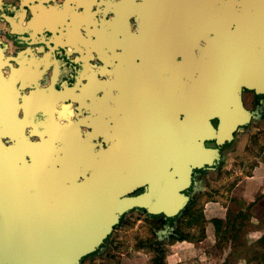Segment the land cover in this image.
Here are the masks:
<instances>
[{"label": "water", "instance_id": "1", "mask_svg": "<svg viewBox=\"0 0 264 264\" xmlns=\"http://www.w3.org/2000/svg\"><path fill=\"white\" fill-rule=\"evenodd\" d=\"M97 1L85 5L88 59L100 47L130 48L129 16L139 21L133 49L148 51L130 73L126 63L108 68L109 57L100 77L92 65L86 97L103 106L88 107L80 121L46 118L45 102L59 115L66 97L54 85L49 99L39 94L38 123L48 125L35 141L0 133V264H82L133 209L173 222L185 192L200 185L194 173L222 166L221 147L247 127L241 88L264 95V39L246 34L255 8L239 0H151L145 37L141 6ZM248 1L263 2L264 18V0ZM60 127L76 130L64 135ZM213 141L216 149L206 146Z\"/></svg>", "mask_w": 264, "mask_h": 264}, {"label": "flooded vegetation", "instance_id": "2", "mask_svg": "<svg viewBox=\"0 0 264 264\" xmlns=\"http://www.w3.org/2000/svg\"><path fill=\"white\" fill-rule=\"evenodd\" d=\"M10 1L0 0V133L2 134L18 135L19 139L23 134H30L35 141L38 131L44 130V125H48V121H45L42 126L38 123L39 94L49 99L54 92V85H57L55 91L65 92L66 97L60 105H56L60 109L59 115H51L52 112L45 102L46 118L52 117L53 124L55 122L63 124L66 119L71 120L73 116L76 118L75 121H80L88 114V107L103 106L102 98L86 97L88 70L91 72L93 64H95L96 76L100 77L99 69L102 71L108 57L113 63L108 65V68L113 69L120 64L122 67L127 65L129 73L130 69L134 70L144 61L148 50L133 49L139 22L135 17L129 16V21L124 23L130 45L126 52H120L119 49L108 52L100 47L97 52L91 54L92 58L88 59L86 0H13L18 4L16 7ZM106 2L116 4L121 0ZM123 2H127V7H133L135 11V7L143 8L141 22L146 37L152 21L149 12L151 0H123ZM239 2L241 6L255 8L251 11L253 17L246 22V34L251 38L264 39L263 2L248 0H239ZM191 30L193 31L191 35H194L196 30L194 22H191ZM211 36H213L211 33L206 32L205 37ZM145 42L148 43L146 39L143 40L144 45ZM137 55H142L143 59L140 60L136 57ZM261 67L262 83H264V55H262ZM94 82L96 83L97 80ZM89 85H92V81ZM118 101L119 98L112 99L109 104L116 107ZM133 101L132 104H134ZM245 102L251 103L256 116H263L264 95H258L243 86L240 91V104L247 115ZM95 113L99 114V111ZM97 126L93 125L95 132H98ZM59 129L62 130L61 127ZM78 130L83 132L87 129L80 127ZM71 131L62 130L64 135L70 134ZM6 139L2 138L5 146L12 145L10 140ZM210 166L214 167V162ZM216 166L220 168L218 163ZM198 173L200 171L194 173L193 180ZM158 243L156 242L155 245L157 249H160Z\"/></svg>", "mask_w": 264, "mask_h": 264}, {"label": "rangeland", "instance_id": "3", "mask_svg": "<svg viewBox=\"0 0 264 264\" xmlns=\"http://www.w3.org/2000/svg\"><path fill=\"white\" fill-rule=\"evenodd\" d=\"M245 106L247 127L237 131L234 139L222 146L220 154L224 160L220 168L209 166L195 175L194 181L200 185L185 192L189 199L173 222L164 216L149 217L141 210H130L120 217L103 250L85 258L82 264H152L159 254L166 260L172 255L171 246L179 237L199 238L203 231V239H206V233L214 232L211 220L215 218L212 216H222L224 209L225 214L232 217L242 210L245 218H239L241 226L235 233L209 236L202 245L207 260L204 257L205 263L198 264H264L262 247L250 234L258 229V219L254 217L258 216V190L249 192L248 199H242L244 191H249V183L255 182L246 177H254L255 169L264 165V114L256 116L251 103L245 102ZM206 146L216 149L215 141ZM186 210H195V218H184ZM200 213H203L205 223L196 217ZM156 242L160 249L156 248Z\"/></svg>", "mask_w": 264, "mask_h": 264}, {"label": "crops", "instance_id": "4", "mask_svg": "<svg viewBox=\"0 0 264 264\" xmlns=\"http://www.w3.org/2000/svg\"><path fill=\"white\" fill-rule=\"evenodd\" d=\"M10 3L14 4L13 6H15V7L18 5L13 0H11ZM19 8H20V6H19ZM263 175H264V165L262 164L258 168L255 169L254 177H246V179H248L249 181H255V182L249 183V191L245 190L244 194L242 196V199H244V200L248 199L249 192L251 193V191L258 190V216L254 215V217L258 219V229L254 230L253 232L250 233L256 239L255 241H257L258 239H260V237L262 235H264V205H263V202H264V176ZM246 186H247V184H245V187ZM239 201H241V200H239ZM248 201L253 202L252 199H249ZM246 204L248 205V202H246ZM225 210L226 209H224V212L221 213L222 216H215L214 215L212 217L217 218V219H225L226 215H227V214H225ZM213 211L214 210H212V212ZM243 211H245V209H243ZM222 217H224V218H222ZM250 223L252 225H254L253 221H250ZM206 235L208 236L207 238L209 239L210 238L209 236L213 237V232L212 233H206ZM206 239H202L199 242H186V241L178 242V241H176L171 246L172 255L170 257L166 258V260H164L165 264H167V261H168V264L171 263L170 261L188 262L187 264H198L199 262L205 263V262H203V259L205 257V259L207 260V257H206V254H205L203 248H202V245ZM212 245H214V242H212ZM180 249H182V250H180ZM207 256H209V255H207Z\"/></svg>", "mask_w": 264, "mask_h": 264}, {"label": "trees", "instance_id": "5", "mask_svg": "<svg viewBox=\"0 0 264 264\" xmlns=\"http://www.w3.org/2000/svg\"><path fill=\"white\" fill-rule=\"evenodd\" d=\"M202 170H200L201 172ZM195 210H186V212H184V218H195ZM160 217H163L162 215H160ZM196 217L200 218V221L205 223V218L203 213H200L199 215H197ZM239 218H245V213L241 211H239L235 216L233 215L230 216L228 213L226 215L225 219H212L211 223L213 225L214 228V234L216 236L218 235H224L225 233H230L232 234V232H236L237 228H239L241 226V223L239 222ZM190 222V221H188ZM166 223H168V221H166ZM188 224V223H187ZM204 232L202 231V235L198 238H191L188 236H182L179 237L178 239H176V241L182 242V241H186V242H199L204 238ZM257 244L259 243L260 246L262 247V254L264 256V235L261 236V238L259 240L256 241ZM164 260L165 257L161 254H159L157 257L154 258V260L152 261V264H164ZM86 261H89V259ZM84 262V261H83ZM118 264V263H116Z\"/></svg>", "mask_w": 264, "mask_h": 264}]
</instances>
